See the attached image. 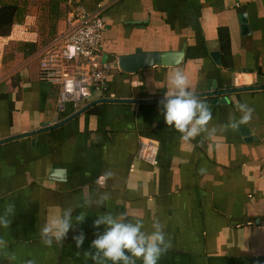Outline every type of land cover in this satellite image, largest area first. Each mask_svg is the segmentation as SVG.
Returning <instances> with one entry per match:
<instances>
[{
	"label": "crops",
	"instance_id": "1",
	"mask_svg": "<svg viewBox=\"0 0 264 264\" xmlns=\"http://www.w3.org/2000/svg\"><path fill=\"white\" fill-rule=\"evenodd\" d=\"M77 2L104 24L107 97L58 105L57 87L39 81L32 61L0 83V216L13 205L9 228L0 227V264H94L84 253L106 213L142 220L148 233L159 221L171 247L158 264H264V0ZM136 49L183 59L125 74L116 61ZM177 69L209 106L212 136L185 143L164 123L160 102ZM237 102L251 119L224 130L241 116ZM142 143L155 148V163L139 157ZM68 207L84 221L63 245H44L42 225Z\"/></svg>",
	"mask_w": 264,
	"mask_h": 264
},
{
	"label": "clouds",
	"instance_id": "2",
	"mask_svg": "<svg viewBox=\"0 0 264 264\" xmlns=\"http://www.w3.org/2000/svg\"><path fill=\"white\" fill-rule=\"evenodd\" d=\"M168 83L171 90L161 100V111L163 112L164 123L174 128L181 134L180 138L187 143L196 139L203 133L212 136L216 133L215 127L209 129L208 125L212 119V112L209 106L200 101L191 89L187 76L179 69L169 73ZM236 109L241 113L239 120L230 116L229 123L221 128L236 129L239 125L246 124L251 119L252 109L247 104L237 102ZM112 176L111 172H106L102 180L106 181ZM109 198L107 193L100 195L95 205L97 207ZM89 198L85 201L88 206L92 205ZM74 209L68 207L61 210L57 215L52 216L42 225L40 229L41 240L44 245L51 247L55 242L63 245L67 234L72 229L74 223H82L85 216L80 214L73 220ZM13 212V205L5 208L4 214L0 216V227L9 228V215ZM104 226V231L96 235L90 245V250L84 255L90 258L94 264H103L109 261L110 264H158L159 259L171 247L170 241H166L163 225L159 221H154L150 233L143 231L142 220L136 222L126 221L125 216L114 217L111 213L98 216L93 228L99 229ZM85 240L83 232L73 236V241L77 249L81 248ZM5 242L0 240V247H4Z\"/></svg>",
	"mask_w": 264,
	"mask_h": 264
},
{
	"label": "built area",
	"instance_id": "3",
	"mask_svg": "<svg viewBox=\"0 0 264 264\" xmlns=\"http://www.w3.org/2000/svg\"><path fill=\"white\" fill-rule=\"evenodd\" d=\"M66 7L61 34L36 53L32 60L37 61L39 81L57 87L58 105L71 104L76 107L95 95L106 99L110 67L101 63L104 24L99 14L87 12L77 0H66ZM4 38L7 39L6 43H36V16L28 15L22 23H15ZM6 43L0 48V56ZM155 155L152 144H141L140 158L155 163Z\"/></svg>",
	"mask_w": 264,
	"mask_h": 264
},
{
	"label": "trees",
	"instance_id": "4",
	"mask_svg": "<svg viewBox=\"0 0 264 264\" xmlns=\"http://www.w3.org/2000/svg\"><path fill=\"white\" fill-rule=\"evenodd\" d=\"M66 12V0H0V38L7 37L11 27L15 23H22L25 16H39L36 43L19 42L11 47L6 58L19 54L23 59H29L57 39L62 32Z\"/></svg>",
	"mask_w": 264,
	"mask_h": 264
},
{
	"label": "water",
	"instance_id": "5",
	"mask_svg": "<svg viewBox=\"0 0 264 264\" xmlns=\"http://www.w3.org/2000/svg\"><path fill=\"white\" fill-rule=\"evenodd\" d=\"M213 60L220 64L219 53L211 54ZM183 59V51L180 52H146L136 49L134 53L123 55L117 59L120 71L125 74H134L141 70H146L154 66L173 67L177 66ZM221 93H211L206 96L220 95ZM102 102V101H98ZM130 102V101H129ZM78 113H81L79 111Z\"/></svg>",
	"mask_w": 264,
	"mask_h": 264
},
{
	"label": "rangeland",
	"instance_id": "6",
	"mask_svg": "<svg viewBox=\"0 0 264 264\" xmlns=\"http://www.w3.org/2000/svg\"><path fill=\"white\" fill-rule=\"evenodd\" d=\"M35 16H36V27H37L39 25V16L38 14H35ZM25 18L26 16L24 17L23 21L25 20ZM62 30L63 28L61 27L60 31ZM18 43L19 42H8L4 45L2 49L1 56H0V83L6 82V76H8L9 72H12L14 70H19L21 69V67H26L30 61L37 63V61L34 60V58L33 60H32V57H30L29 59H23L22 56L19 54H15L13 58H9V59L6 58L9 56L11 47ZM13 79H15V77H13Z\"/></svg>",
	"mask_w": 264,
	"mask_h": 264
}]
</instances>
